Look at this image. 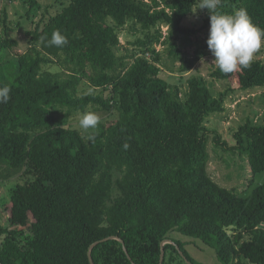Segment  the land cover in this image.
<instances>
[{
  "label": "trees",
  "instance_id": "trees-1",
  "mask_svg": "<svg viewBox=\"0 0 264 264\" xmlns=\"http://www.w3.org/2000/svg\"><path fill=\"white\" fill-rule=\"evenodd\" d=\"M25 3V52L12 54L16 29L0 14V86L10 88L0 104V184L20 180L0 204V264H91L90 255L94 264H160L166 241L164 264H200L184 247L191 242L174 233L215 250L219 264H264V183L249 195L264 173V125L247 117L232 147L207 127L231 94L264 88V61L230 74L214 65L209 77L234 85L219 94L201 75L185 78L212 55L198 36H209V11L202 28L185 25L201 0ZM239 8L264 29V0L218 5L224 13ZM57 29L68 43L49 46ZM124 31L135 38L126 46ZM182 36L195 38L192 59ZM164 69L186 87L164 79ZM85 110L105 115L95 130L69 123ZM211 143L247 158L245 191L212 178Z\"/></svg>",
  "mask_w": 264,
  "mask_h": 264
},
{
  "label": "rangeland",
  "instance_id": "rangeland-1",
  "mask_svg": "<svg viewBox=\"0 0 264 264\" xmlns=\"http://www.w3.org/2000/svg\"><path fill=\"white\" fill-rule=\"evenodd\" d=\"M38 1L42 7L52 5L55 2V0ZM27 10L28 5L25 3V0H17L15 2H9L8 0H0V14L5 11L7 12L9 19L12 22V26L16 29V32H13L11 36L16 38V40H18L20 43V46L17 49H14L12 54H15V52L18 51L25 52L28 48V38L25 34V31L31 28V24L25 22V25L21 27L18 26V23L24 20L22 17L26 15ZM43 11L44 10L41 9L36 11V22H39L41 20L43 16ZM198 11L202 13V16L199 15ZM51 12L55 13L56 9H52ZM204 17H206L205 9L198 7L196 9V13L186 20L185 25L191 28L200 29L203 26ZM164 31L166 32L167 28H165ZM130 35L131 34H128V31H124L121 34V43L123 46H126V43L128 41L135 39L133 37L131 38ZM198 36H201V43L207 44V39L209 37L207 35V31L201 32L200 34H198ZM194 39L182 36L179 40L180 48L182 49L186 58L192 59L194 56V50L196 49ZM158 49H161V47H159ZM166 57L167 56H165L164 58L168 60ZM255 59L264 61V44H262L261 49L255 54L254 60ZM213 61V55L205 57L196 64V66L190 73L184 75V77L188 78L192 74H198L203 76L207 80V82L210 83L213 91L216 94L232 89L234 87L233 84L228 83L227 81H215L209 77V72L211 68L215 65ZM51 69L53 72H57L59 70L55 67H52ZM161 76L172 84L184 83V88L186 87L185 80L183 82L179 81L181 77V75L179 74L171 73L167 69H164ZM81 90L87 93H91L93 91L90 88H86L84 85H82ZM225 108L226 111L224 113L215 115L210 118L209 122L207 123V127L210 130L217 131L218 134L221 136V140L223 142H227L229 147H232V132L240 124L244 123L247 117L253 118L254 122L257 124L264 125V88L249 92L236 91L228 97L225 104ZM96 114L99 116V121L105 117L103 113ZM69 123L72 126L80 128L79 117L71 119ZM210 157V174L219 185L228 189L237 188L241 191H245L248 188V184L252 179V174L249 168L247 158L245 156L239 154L233 156V153L231 152H225L220 148L215 149L214 145L211 143ZM19 183V179H13L9 182L0 184V204L3 202H9L11 190ZM262 183H264V173L256 176V179L252 183L253 188L250 190L249 195L252 193L256 186ZM0 209L2 211L1 218L3 219L4 223V207L0 206ZM18 230H23L26 233L24 234V238H26L30 234L29 229L18 228ZM172 235H175V239L180 240L182 243L191 242L185 244L184 247L197 263L219 264L215 250L203 246V244L199 241L191 240L177 233H174Z\"/></svg>",
  "mask_w": 264,
  "mask_h": 264
},
{
  "label": "clouds",
  "instance_id": "clouds-1",
  "mask_svg": "<svg viewBox=\"0 0 264 264\" xmlns=\"http://www.w3.org/2000/svg\"><path fill=\"white\" fill-rule=\"evenodd\" d=\"M220 0H201L200 8H206L210 13V30L207 46L214 56L215 65L222 73L230 74L239 68H248L254 61L255 54L264 44V29L256 26L246 9H234L231 13L218 10ZM68 43L67 38L54 30L49 46L62 47ZM10 88L0 86V104L10 99ZM99 123V116L85 110L80 114L79 126L86 132L95 130ZM87 139L94 142L95 135L89 134ZM128 147L127 144L124 145Z\"/></svg>",
  "mask_w": 264,
  "mask_h": 264
},
{
  "label": "water",
  "instance_id": "water-1",
  "mask_svg": "<svg viewBox=\"0 0 264 264\" xmlns=\"http://www.w3.org/2000/svg\"><path fill=\"white\" fill-rule=\"evenodd\" d=\"M110 239H113V238H109V239H106V240H104V241H108V240H110ZM167 243H172V242H170V241H166V242L163 243V245H162L163 249H162V256H161V262H160V264H164V256H165V254H164V252H165V250H164V246H165V244H167ZM98 244H99V242H97L96 244H94V246H95V245H98ZM90 262H91V264H94L91 255H90Z\"/></svg>",
  "mask_w": 264,
  "mask_h": 264
}]
</instances>
